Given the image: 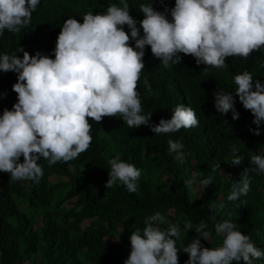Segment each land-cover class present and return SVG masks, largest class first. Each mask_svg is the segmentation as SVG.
<instances>
[{"label": "clouds", "instance_id": "clouds-1", "mask_svg": "<svg viewBox=\"0 0 264 264\" xmlns=\"http://www.w3.org/2000/svg\"><path fill=\"white\" fill-rule=\"evenodd\" d=\"M39 4L40 0H0V37L6 30L19 33L27 28ZM130 10L128 0H119V5L110 4L106 12H86L83 23L67 18L55 42L54 58L39 51L32 55L23 47L13 54L0 53V72L16 74L12 85L16 102L0 115V172L10 174V183L39 184L44 177V168L37 163L41 158L49 167L79 158L93 141L90 120L99 125L105 117L120 116L129 128L145 125L155 135L199 126L195 111L182 103L175 107L171 119L161 118L156 125L150 124L151 112L142 114L138 86L146 46L164 68L181 64L178 54L182 53L195 58L197 65H205V73L226 68L229 57L246 60L264 49V0H175L174 7L165 5L163 11L156 10L152 0L139 5L143 15L139 21ZM20 52L22 58L17 55ZM233 80L234 92L219 89L213 93L214 107L221 116L231 112L232 120H238V97L257 126L249 131L259 136L264 123V83L249 71L235 74ZM143 83L146 94H152L147 77ZM6 95L0 93V99ZM167 144L169 154L175 153L174 159L185 163L183 142L169 139ZM231 152V165L239 166V149L232 145ZM108 164L105 188L120 184L129 193L138 191L141 169L123 161L119 154ZM219 169L220 163L215 164L213 171ZM250 172L264 174V147L250 155L249 167L232 184L227 201H237L249 193ZM197 175L193 173L183 182L187 189L205 190L213 183L210 176L197 185ZM216 207L223 210L226 205L221 201ZM210 219L211 231L205 220L195 225L186 220L181 228L155 212L145 218L142 230L130 233L131 250L123 264H179L181 251L176 245L182 232L186 235L189 230L196 235L182 250L188 254L185 264H254L264 259V250L230 219L218 221L215 215ZM213 232L222 243L204 246L201 240L208 243Z\"/></svg>", "mask_w": 264, "mask_h": 264}, {"label": "trees", "instance_id": "trees-1", "mask_svg": "<svg viewBox=\"0 0 264 264\" xmlns=\"http://www.w3.org/2000/svg\"><path fill=\"white\" fill-rule=\"evenodd\" d=\"M151 2L128 0L130 15L142 20L139 5ZM113 3L119 5V0H40L27 28L19 33L6 30L0 37V53L13 54L23 47L32 55L39 51L54 58L55 42L67 18L75 17L83 23L86 12H106ZM174 4L175 0H153L158 11ZM168 18L171 20L170 13ZM125 30L129 31L127 26ZM17 55L22 58L23 53ZM178 55L182 57L181 64L167 69L146 46L145 68L138 86L142 114L151 112L150 124L156 125L161 118L171 119L175 107L182 103L195 111L199 126L155 135L145 125L129 128L120 116L105 117L99 125L90 120L91 147L79 158L52 167L41 158L37 163L42 164L44 177L39 184L10 183V174L0 172V264H123L131 250L130 233L137 228L142 230L145 218L157 211L181 228L186 220L194 225L205 220L211 231L213 215L218 221L230 219L264 250V174L250 172L249 193L237 201H227L232 184L249 167L250 155L264 147V123L259 127L261 134L253 135L249 129L257 128L254 117L238 97L235 107L240 116L235 121L231 112L224 116L217 112L213 97L219 89L234 92L233 77L244 71L264 83V49L253 52L246 60L229 57L226 68H213L209 73L192 56ZM145 77L152 94H146ZM15 82V73L0 72V93L7 94L0 99V115L16 102L17 94L12 91ZM169 139L183 142L185 163L176 161L175 153L169 154ZM232 145L239 149V166L231 165ZM117 154L141 169L135 193H129L120 184L105 188L108 161ZM217 163L222 173L213 171ZM193 173L198 174L197 185L210 176L213 183L205 190L187 189L183 182ZM221 201L226 205L223 210L216 207ZM195 235L194 230L186 235L182 232L176 245L181 251L179 264L188 259L182 250ZM201 242L206 247H218L222 238L215 237L213 232L208 243ZM254 264H264V259Z\"/></svg>", "mask_w": 264, "mask_h": 264}]
</instances>
